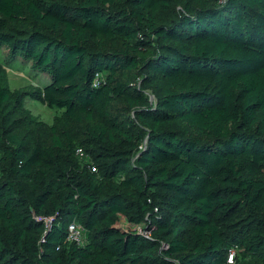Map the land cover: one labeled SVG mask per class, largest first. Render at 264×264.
I'll list each match as a JSON object with an SVG mask.
<instances>
[{
    "label": "trees",
    "instance_id": "1",
    "mask_svg": "<svg viewBox=\"0 0 264 264\" xmlns=\"http://www.w3.org/2000/svg\"><path fill=\"white\" fill-rule=\"evenodd\" d=\"M3 46L62 115L0 81V264H264V0H0Z\"/></svg>",
    "mask_w": 264,
    "mask_h": 264
},
{
    "label": "rangeland",
    "instance_id": "2",
    "mask_svg": "<svg viewBox=\"0 0 264 264\" xmlns=\"http://www.w3.org/2000/svg\"><path fill=\"white\" fill-rule=\"evenodd\" d=\"M72 3L74 0H63ZM26 23L20 22V26ZM0 81L6 84L12 91H18L23 94V107L30 117L41 121L47 125H52L57 117H61L62 111L35 100L33 92L42 89L50 82V77L39 70L33 68L30 61L24 60L21 56L15 59L9 55V50L3 46L0 48ZM146 94L154 102L155 98L151 90H145ZM122 224L130 227L131 230H137L143 233V225L130 224L125 217H121ZM147 234V233H145Z\"/></svg>",
    "mask_w": 264,
    "mask_h": 264
},
{
    "label": "built area",
    "instance_id": "3",
    "mask_svg": "<svg viewBox=\"0 0 264 264\" xmlns=\"http://www.w3.org/2000/svg\"><path fill=\"white\" fill-rule=\"evenodd\" d=\"M78 152L80 153V155L83 154L81 150H79ZM0 159H1V152H0ZM92 170L95 171L96 168H92ZM68 240L72 242H76L78 245L83 244V241H84L83 240V229L76 222L71 223L68 227ZM232 257H233V253L230 255L229 261H231Z\"/></svg>",
    "mask_w": 264,
    "mask_h": 264
}]
</instances>
